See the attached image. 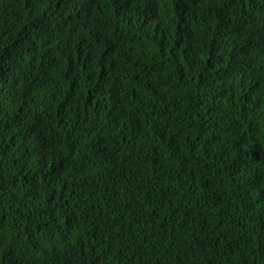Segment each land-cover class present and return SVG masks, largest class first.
<instances>
[{
	"label": "trees",
	"instance_id": "trees-1",
	"mask_svg": "<svg viewBox=\"0 0 264 264\" xmlns=\"http://www.w3.org/2000/svg\"><path fill=\"white\" fill-rule=\"evenodd\" d=\"M0 264H264V0H0Z\"/></svg>",
	"mask_w": 264,
	"mask_h": 264
}]
</instances>
